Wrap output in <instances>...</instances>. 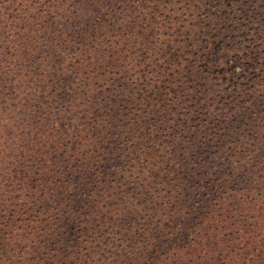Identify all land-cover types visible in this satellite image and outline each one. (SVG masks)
<instances>
[{"label": "trees", "instance_id": "obj_1", "mask_svg": "<svg viewBox=\"0 0 264 264\" xmlns=\"http://www.w3.org/2000/svg\"><path fill=\"white\" fill-rule=\"evenodd\" d=\"M0 264H264V0H0Z\"/></svg>", "mask_w": 264, "mask_h": 264}]
</instances>
